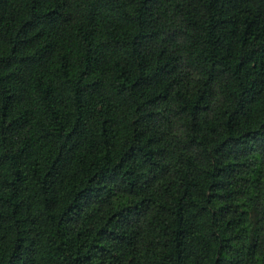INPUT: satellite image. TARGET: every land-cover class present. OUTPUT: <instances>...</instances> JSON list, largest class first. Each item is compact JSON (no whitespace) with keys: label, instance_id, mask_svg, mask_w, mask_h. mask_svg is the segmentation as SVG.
I'll use <instances>...</instances> for the list:
<instances>
[{"label":"trees","instance_id":"16d2710c","mask_svg":"<svg viewBox=\"0 0 264 264\" xmlns=\"http://www.w3.org/2000/svg\"><path fill=\"white\" fill-rule=\"evenodd\" d=\"M0 264H264V0H0Z\"/></svg>","mask_w":264,"mask_h":264}]
</instances>
